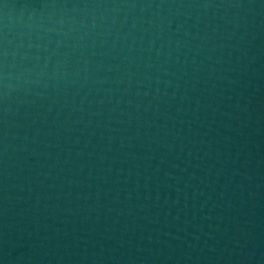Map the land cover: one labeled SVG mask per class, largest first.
<instances>
[{
  "label": "water",
  "instance_id": "1",
  "mask_svg": "<svg viewBox=\"0 0 264 264\" xmlns=\"http://www.w3.org/2000/svg\"><path fill=\"white\" fill-rule=\"evenodd\" d=\"M0 264H264V0H0Z\"/></svg>",
  "mask_w": 264,
  "mask_h": 264
}]
</instances>
